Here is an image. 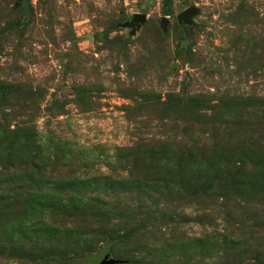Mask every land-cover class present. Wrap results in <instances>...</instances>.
<instances>
[{"label": "rangeland", "instance_id": "374dc122", "mask_svg": "<svg viewBox=\"0 0 264 264\" xmlns=\"http://www.w3.org/2000/svg\"><path fill=\"white\" fill-rule=\"evenodd\" d=\"M105 250L264 264V0H0V264Z\"/></svg>", "mask_w": 264, "mask_h": 264}, {"label": "water", "instance_id": "95a60500", "mask_svg": "<svg viewBox=\"0 0 264 264\" xmlns=\"http://www.w3.org/2000/svg\"><path fill=\"white\" fill-rule=\"evenodd\" d=\"M19 1H22V0H19ZM194 13H195L194 8H188L179 15V20L183 22H188L190 16L193 15ZM144 21H145V17L143 15H137L130 20L129 25L130 27L136 28L142 23H144ZM83 262L90 263V264H116V261L109 258L107 250L103 251L100 254L93 255L83 260Z\"/></svg>", "mask_w": 264, "mask_h": 264}, {"label": "flooded vegetation", "instance_id": "af4514ba", "mask_svg": "<svg viewBox=\"0 0 264 264\" xmlns=\"http://www.w3.org/2000/svg\"><path fill=\"white\" fill-rule=\"evenodd\" d=\"M19 1V0H18ZM23 1V0H22Z\"/></svg>", "mask_w": 264, "mask_h": 264}]
</instances>
